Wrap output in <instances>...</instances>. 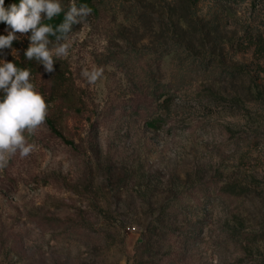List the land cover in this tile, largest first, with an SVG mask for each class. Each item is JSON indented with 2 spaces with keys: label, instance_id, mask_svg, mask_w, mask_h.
<instances>
[{
  "label": "rangeland",
  "instance_id": "1",
  "mask_svg": "<svg viewBox=\"0 0 264 264\" xmlns=\"http://www.w3.org/2000/svg\"><path fill=\"white\" fill-rule=\"evenodd\" d=\"M89 7L54 72L6 57L47 115L0 167V264H264V0Z\"/></svg>",
  "mask_w": 264,
  "mask_h": 264
},
{
  "label": "clouds",
  "instance_id": "2",
  "mask_svg": "<svg viewBox=\"0 0 264 264\" xmlns=\"http://www.w3.org/2000/svg\"><path fill=\"white\" fill-rule=\"evenodd\" d=\"M62 12L64 20L61 24L53 27L43 23ZM90 13L91 8L78 4L77 0H71L66 12L62 0H13L7 5L5 0H0V23L5 25L0 32V167L5 166L17 150L22 156L32 151L33 146L26 142L24 130H34L47 115L45 99L30 80V69L18 67L15 59L6 58L9 54L15 58L20 53L13 46L15 40L21 39L18 33L25 34L29 41L24 56L39 61L46 72L52 73L55 58L67 56L69 44L56 43L50 48L53 43L50 35L55 36L57 42L66 41L72 26L84 21ZM101 71L98 68L85 70L83 75L94 82Z\"/></svg>",
  "mask_w": 264,
  "mask_h": 264
},
{
  "label": "trees",
  "instance_id": "3",
  "mask_svg": "<svg viewBox=\"0 0 264 264\" xmlns=\"http://www.w3.org/2000/svg\"><path fill=\"white\" fill-rule=\"evenodd\" d=\"M81 4H86L88 7L91 6L92 0H78ZM13 2V0H5V4H9ZM64 20V12L60 13L59 15L53 17L51 20H47L48 24L53 25V27L61 24ZM1 26L5 27L3 23H0ZM52 38H55V36H52Z\"/></svg>",
  "mask_w": 264,
  "mask_h": 264
}]
</instances>
